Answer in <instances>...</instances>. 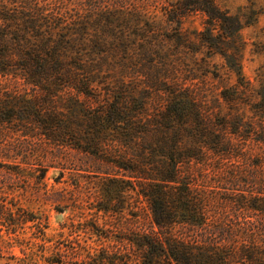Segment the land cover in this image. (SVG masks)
Listing matches in <instances>:
<instances>
[{"label": "trees", "instance_id": "obj_1", "mask_svg": "<svg viewBox=\"0 0 264 264\" xmlns=\"http://www.w3.org/2000/svg\"><path fill=\"white\" fill-rule=\"evenodd\" d=\"M143 1L0 0V70L6 75L11 72L13 74L14 68L21 66V63L17 64L15 61L17 46L26 42L29 46L33 44L32 46L36 47L28 54L31 61L24 65L23 69L30 73L31 78L32 75L40 78V81H35L34 84L42 90L41 97L35 95L31 101L20 102L23 103L21 105L17 104L18 96L11 95L10 92L5 93V96L9 95L5 99L9 102L1 105L0 121L13 123L12 120L19 116L27 119L33 127L37 125V131L40 133L36 134L41 136L33 138V143L20 137L13 141L3 139L0 142V157L15 159L22 154L21 149L24 150L28 146L32 147V156L40 151L45 160L50 159V152L56 155L52 160L60 158L50 147H58L62 143L60 138H56L57 133L61 131L59 115L62 113L47 106L51 99V93L46 92L47 86L52 83L55 75H63L62 62L63 58L67 57L65 54L81 53L88 41L97 44L110 43L109 37L114 28L123 26L124 29L130 30L131 27L145 25L146 9L142 7ZM188 11L206 13L209 20L220 24L229 41L235 40L237 32L243 28L241 18L222 10L216 0H179L169 11L174 14L169 21L178 22ZM155 28L158 29L157 26ZM61 29L67 31L61 32L59 38H56V32ZM90 29L95 31L89 34V39H80L82 42L75 45L73 40L68 41V35H73L74 31L78 33ZM144 31L138 36L143 39L150 38L149 32ZM162 35L166 37L164 34L155 35L154 40L159 42ZM48 38L50 39L47 40ZM30 42L32 44H29ZM216 45L218 44H214ZM144 51L149 53L147 49ZM223 55L230 70L243 81L245 78L239 61L227 51ZM77 66V70L85 71L87 75L91 73L84 65H81L83 68ZM33 69L35 70L31 72ZM262 76L259 75V85L255 88L249 87L252 86L250 82L248 86L239 82L223 90L222 98L226 104V112L222 116L218 115V120L207 119L200 112L196 113L197 117L195 116L193 121L187 120L186 113L183 112L179 113L180 119H175L184 104L179 97H174L167 105L166 114L164 113L170 122L167 127L159 124L162 133L175 132L170 140L163 138L156 144V147L162 149V153H156V149L151 147L154 145L147 147V144L144 151L138 152L134 149L137 151L135 159H130L129 165L122 154L117 157L113 168L125 170L129 174L133 179V189L137 190L139 197L146 204L143 214L133 213L132 217L121 225L129 235L118 237L121 244L128 246L125 255L120 257L117 252H111L112 246L117 249L119 245L114 244L109 226H106L108 223L101 225L98 219L92 218L80 223L73 222L71 227L75 233H79L78 235L85 232L91 235V238L97 236L104 246L95 249L89 239L86 238V244H83L78 238L72 241L68 251H62L60 246H56L48 262L62 264L67 258L70 259L68 264H264ZM89 84L88 78L77 79L75 83L76 89L89 96L88 101L92 99L87 91ZM98 101H101L100 98L96 99V102ZM242 103L251 104L248 105L251 114L242 111ZM177 105H180V108H177ZM124 110L127 108L123 101L109 106L103 102L98 112L100 116L111 113L115 121L123 122V118L126 120ZM207 116L210 117L208 114ZM128 124L129 122H126V126ZM130 126L128 125L127 130ZM185 130H189L186 133L191 140L189 146L187 142V145L183 143V134L180 133ZM99 138L98 136L93 139L95 145L89 144V148L96 150L91 153L103 164L107 161V152H104L98 142ZM135 144L139 146V143ZM79 147L81 146L78 145L77 148ZM128 147L133 148L132 145ZM167 148L169 152L165 151ZM82 149L90 152L85 147ZM3 166L4 164H1V167ZM44 173L45 171H42L39 178L43 177ZM103 173L110 175L108 171ZM118 182L119 180H116V183ZM120 183L110 185L107 178L98 182L101 186L97 191L98 199L105 201L104 190L107 195L121 191ZM112 186L111 190L109 187ZM6 202L0 196V220L3 219L9 226L18 227L29 221H37L34 225L37 227L43 224V218L35 215L17 217ZM119 203L123 202L120 200ZM105 206L108 207H103V210L110 212V204L106 203ZM38 231L40 234L35 232L34 237L41 236L44 240L45 232L40 228ZM33 245L35 243L32 240H27V248L34 250ZM46 249L42 243L38 250L42 253ZM33 259V256H29V260Z\"/></svg>", "mask_w": 264, "mask_h": 264}, {"label": "rangeland", "instance_id": "obj_2", "mask_svg": "<svg viewBox=\"0 0 264 264\" xmlns=\"http://www.w3.org/2000/svg\"><path fill=\"white\" fill-rule=\"evenodd\" d=\"M178 1L144 0L145 25L131 27L130 30L123 26L114 28L109 37L110 43L88 41L81 53L65 54L63 75H55L46 91L51 93L47 106L62 113L59 115L61 131L56 135L62 143L58 147H50L60 158L52 160L56 155L50 152V159L45 160L40 151L32 156V147L28 146L21 149L22 154L15 159L0 157L1 198L7 201L8 207L17 217L35 215L43 218L40 227L34 226L37 221L11 227L3 219L0 220V264H51L48 258L53 255L56 246L68 251L72 241L78 238L83 244H86L87 238L95 249H101L104 245L97 236L91 238L85 232L78 235L71 227L73 222L80 223L92 218L98 219L101 225L108 223L106 226H109L111 238L114 244L119 245L117 249L112 246L110 251L117 252L120 257L125 255L128 246L121 244L118 237L129 235L121 225L133 213L143 214L146 204L137 190L133 189V179L129 174L125 170L113 168L117 157L122 154L129 165L130 159H135V153L144 151L147 144V147L154 145L151 147L156 149V153H162L156 144L163 138L170 140L175 132L164 134L159 124L167 127L170 122L164 113L174 97H179L184 104L175 119H180L179 113L183 112L187 120L193 121L196 113L200 112L207 119L218 120V115L222 116L226 112L223 90L239 82L246 86L250 82L252 86L249 87L255 88L259 85V75L264 78V0H216L222 10L238 15L242 20V30L231 41L220 24L209 20V16L201 11H188L178 22L169 21L174 17L169 11ZM66 31H57L56 38ZM93 31H74L73 35H68V41L73 40L74 45L81 43L89 39ZM143 31H148L151 37L143 39L138 36ZM161 34L166 37L162 35L159 42L155 41V35ZM32 45L26 42L17 46L15 61L21 66H16L13 74L6 75L0 70V108L9 102L5 100L9 96H5L6 92L18 96L19 105L23 101L33 100L35 95L41 97L42 90L34 84L40 78L32 74L31 78L30 73L23 69L31 61L28 54L36 47ZM143 49L149 53L146 54ZM226 51L241 64L245 78L243 81L228 67L223 55ZM80 64L91 73L87 75L85 71L77 70L76 66L83 68ZM83 78L89 79L87 91L92 97L89 101V96L75 87L77 79ZM97 98L101 101L96 102ZM121 101L127 108L123 112L126 118H123V122L115 121L111 113L99 115L103 102L109 106ZM248 105L242 103V111L249 113ZM12 121H0V142L20 137L33 143V138L41 136L36 134L40 133L37 125L33 127L27 119L16 116ZM126 122L131 125L128 130ZM163 129L168 131L167 128ZM188 131L180 133L183 134V143L189 146L191 140L186 136ZM98 136V142L108 153H105L106 160L112 161L110 164H104L107 161L101 164L91 153L96 150L89 148V144L95 145L93 139ZM135 143H139V146ZM78 145L81 147L77 148ZM129 145L133 148H129ZM82 147L90 152L87 153ZM165 151L169 152L168 148ZM1 164L4 166L1 167ZM42 171H45L44 176L39 178ZM104 171L110 175L104 174ZM104 178L108 179L110 185L121 182L119 185L122 190L111 195L105 194L107 191L104 190L105 201H101L97 195L101 186L97 183ZM115 179L119 182L116 183ZM109 188L112 190L113 186ZM108 192L111 193L109 189ZM106 203L110 204V212L103 210V207H108ZM39 228L45 232L44 240L41 236L34 237L35 232L40 234ZM27 240L35 243L34 250L27 248ZM42 243L47 249L41 253L38 249ZM29 256L34 259L29 260ZM68 261L70 259L65 258L62 264H68Z\"/></svg>", "mask_w": 264, "mask_h": 264}]
</instances>
